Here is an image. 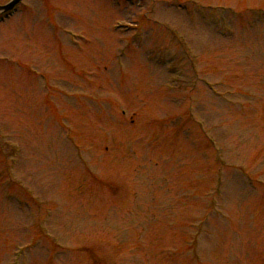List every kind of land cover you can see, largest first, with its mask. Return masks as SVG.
Returning <instances> with one entry per match:
<instances>
[{
    "label": "rangeland",
    "instance_id": "rangeland-1",
    "mask_svg": "<svg viewBox=\"0 0 264 264\" xmlns=\"http://www.w3.org/2000/svg\"><path fill=\"white\" fill-rule=\"evenodd\" d=\"M29 1L34 8L21 7L0 23V130L19 145L16 161L8 164L4 152L13 158L12 144L0 140V169L11 168L54 203L50 219L62 248L42 239L29 254L19 250L22 262L14 261L13 246L35 234L29 223L36 216L13 205L14 193L0 179V264H183L184 251L180 256L172 245L183 242L188 230L206 226L191 223L203 216L216 164L201 156L207 146L198 131L185 127L184 104L175 100L186 94L168 93L173 76L153 60L174 52L159 25L165 20L179 25L195 52L207 56L206 74L235 84L217 82L222 97L235 91V100L249 103L224 104L204 87L191 92L218 128L216 136L229 149L240 144L244 150V158L230 153L229 161L245 162L255 175L228 170L220 204L227 220L210 217L209 241L215 239V245L208 250L204 245V253L226 264H264V12L244 15L233 36L225 33L239 10L264 6V0H194L234 12L203 10L192 0H51L58 14L54 23L41 18L42 1ZM150 7L161 19L155 25L141 18ZM200 14L221 17L208 26L195 20ZM121 21L128 27L117 30ZM138 23L144 32L120 55ZM60 26L77 36L59 33ZM9 59L34 63L39 73ZM187 65L179 58L177 66L186 71L183 85L191 91L197 79L188 75ZM48 75L54 80L49 88L52 80L42 82ZM73 136L80 151L88 152L92 176L79 163L86 157L77 155ZM124 187L136 188L138 198L131 200L134 192L125 194Z\"/></svg>",
    "mask_w": 264,
    "mask_h": 264
},
{
    "label": "water",
    "instance_id": "water-1",
    "mask_svg": "<svg viewBox=\"0 0 264 264\" xmlns=\"http://www.w3.org/2000/svg\"><path fill=\"white\" fill-rule=\"evenodd\" d=\"M19 0H13L9 5L3 7L4 10H9L13 8V6L18 2Z\"/></svg>",
    "mask_w": 264,
    "mask_h": 264
}]
</instances>
